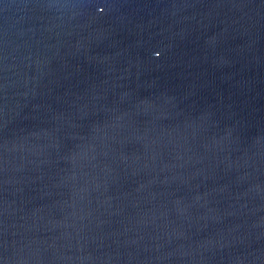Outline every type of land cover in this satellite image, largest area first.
Returning <instances> with one entry per match:
<instances>
[{
    "label": "water",
    "instance_id": "water-1",
    "mask_svg": "<svg viewBox=\"0 0 264 264\" xmlns=\"http://www.w3.org/2000/svg\"><path fill=\"white\" fill-rule=\"evenodd\" d=\"M0 264H264V0H0Z\"/></svg>",
    "mask_w": 264,
    "mask_h": 264
}]
</instances>
